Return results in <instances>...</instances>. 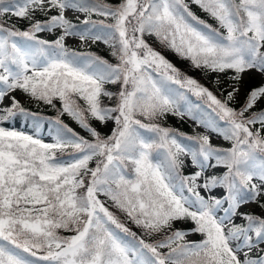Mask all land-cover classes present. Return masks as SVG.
<instances>
[{
  "label": "rangeland",
  "instance_id": "1",
  "mask_svg": "<svg viewBox=\"0 0 264 264\" xmlns=\"http://www.w3.org/2000/svg\"><path fill=\"white\" fill-rule=\"evenodd\" d=\"M231 1L100 0V5L95 6L99 7L91 11H84L69 0L4 3L6 14L13 23L24 27V31L15 29L8 35L0 30V233L12 236L16 243L0 244V264H179L172 250L179 241L187 245L198 242L196 230L204 224L194 229L191 224L196 214L206 210L217 230L211 245L229 259L227 262L261 264L256 256L264 252V230L259 229L264 222V161L252 150L251 141L264 145V119L257 120L260 128L255 131L250 124H255L257 108L244 111L240 107L250 78L258 80L264 96V65L253 61L247 69L243 68L235 60L239 53L235 46L242 37L250 43V51L255 52L254 39L261 36L259 46L264 50V35L254 33L253 39L246 40L252 34L251 26L242 28L239 20L228 22ZM234 1L249 8L257 17L264 16V0ZM37 9L57 11L61 16L55 23L32 27L27 18ZM209 17L213 22H209ZM128 20L130 27L139 31V38L129 31L131 28H125ZM76 21L82 25H76ZM105 25L118 35L120 61L103 62L100 73L95 71L94 59H68L63 56L65 46L58 48L56 42L50 45L51 54H46L50 62H59L50 71L47 81L54 79V98L62 109L61 116L55 119L65 123L64 128L43 117L32 121L7 115L15 102L20 105L33 102L35 82L32 77L47 66L43 63L47 59L42 57L40 38L60 37L72 48L109 50L108 43L99 37L103 30L110 31ZM147 25L155 30L157 42L142 36ZM216 29L228 37L235 34L229 42L231 48L225 53L221 51ZM14 32L17 35H11ZM12 48L16 49L17 57H12ZM177 52L194 60L206 59L201 65L204 76L230 94L234 101L232 107L221 102L202 80L183 74L174 64L175 58L170 60ZM242 52L247 54V48ZM209 56L214 59L211 66L207 65ZM115 80L121 85V111H125L121 127L117 126V119L107 113V105L102 103L101 97L102 89ZM192 92L197 98L192 97ZM71 93L91 111L96 128L101 129L104 136L115 139L113 153L112 149L108 150L104 170L96 178L97 161L72 172L60 165H69L71 162L65 157L70 156V150H77L82 142L96 136L92 128L83 126L80 118L73 114L76 104L66 99ZM161 104L170 111L169 118L179 114L202 140L227 149L223 157L217 158L212 152L203 154L177 141L157 121ZM255 105L260 106L259 99ZM210 109L219 113L218 125L203 116ZM262 116L264 118V114ZM71 128L75 129V136L58 139L59 133ZM153 144L170 161L175 154L178 164L193 175L191 192L180 176L175 182L170 180L160 160L151 156L146 161L145 155L152 153ZM47 152L50 153L46 155ZM132 156L147 176L141 181L136 176L125 175L131 182L129 192L140 194L146 187L144 193L148 196L162 194L163 198L167 195L171 200L149 203L141 197L135 200L139 204L131 203L133 197L129 193L125 195L116 182L114 195L119 201L106 200L105 190L120 178L114 168L119 167L124 173L121 159ZM243 173L256 194L247 199H243L241 193ZM27 176L30 178L25 179ZM5 179L15 180L6 185ZM13 182L21 186L22 191L12 194ZM122 183L121 180L120 185ZM231 189L236 191L229 197ZM52 192L57 201L54 208H50L48 200ZM17 194L21 201L17 197L19 202L15 203ZM82 194L93 200L91 208L87 203L77 205L76 197ZM229 199L231 205H228ZM122 204H126L129 212L144 216L140 218L143 226L133 220L138 216L129 217L121 208ZM10 210H17L13 213L15 219L6 214ZM171 210L181 212V217L173 219ZM248 213L261 221L253 219L243 228ZM141 227L147 228L153 238L145 240L138 231ZM130 230L139 240L148 243V250L143 249ZM56 231L60 236L68 233L69 241L61 240ZM206 244L201 241V246Z\"/></svg>",
  "mask_w": 264,
  "mask_h": 264
},
{
  "label": "trees",
  "instance_id": "2",
  "mask_svg": "<svg viewBox=\"0 0 264 264\" xmlns=\"http://www.w3.org/2000/svg\"><path fill=\"white\" fill-rule=\"evenodd\" d=\"M9 1H13V0H0V30H3V32L7 33L8 35H10L9 34L10 31L15 30V29L24 31V27L13 23L12 19H10V16L6 14L4 10V7H5L4 3L9 2ZM18 1L20 3L26 4V3L31 2L32 0H18ZM69 1L76 3L84 11L95 10V8L99 7V6L98 7H95V6L100 5V0H69ZM183 6H186V4L183 3ZM228 12H229V15H228L229 23L230 22L232 23V21L234 20H239V23L242 28L250 25L251 28L253 29L252 34L249 36V38H246V40L250 41L251 39H253L254 33H262V35H264V16L257 17V14H253L252 11L250 12L249 8H247L243 4L241 5V4L236 3L234 0L231 1L230 4H228ZM262 14H264V12ZM59 16H61V14L59 15L57 11L37 9L36 11H31L29 13L27 20L29 21L28 23H30L32 27L33 26L35 27L38 24L39 25L41 24L49 25L51 23H55L59 20ZM210 21H212V18L209 19V22ZM75 23L76 25H79V26L82 25V22L76 21ZM259 25H262L263 29L259 28ZM124 26L125 28H129V29L131 28L129 20L124 24ZM107 27L108 26H106L105 29H107ZM108 28L110 29V27ZM143 30L144 32L142 33V36L144 38L152 42L158 41L157 34L150 25H147L146 27H144ZM216 30H217L216 35L218 38V42L220 43V47L222 49L221 51L225 53L226 49L228 50L231 48L229 42L231 41L232 38H235V34L232 33V35L230 36L231 38H230L228 37V34H225L218 29ZM129 31L132 34H134L136 38H139L138 37L139 31H136L135 27H132ZM108 32H111V29L110 31L103 30L99 37L104 39L108 43V45L110 46L109 50L107 49L101 50L98 47H93V48H88V49L72 48L66 45L60 39V37H54L52 39L40 38L39 45L41 46L44 52V55L42 57L46 56L47 53L51 54L50 48L52 46L50 45H55V42H56L58 44V48L65 46L66 51H64L63 56L65 55L68 59L78 60L80 57L87 58V59H94L93 61H95L97 64V68L95 71L100 73L102 70L103 62L106 61L108 62V64L109 62L114 64L116 61L117 62L120 61L118 58V55L120 53L121 46L119 43L118 35L116 32H111V33H108ZM11 35H17V33L14 32ZM29 35H32V34L30 33ZM24 37H27V35H25ZM36 38H37V35H36ZM259 40H260V37L257 40L254 39L255 43L253 47L255 48L256 51L252 52L250 51L251 49L250 43L245 42V39L243 40L242 37L239 38V41L241 42H238V44H236L235 46V49L239 51L238 56H236L235 58V60H238L237 64L241 65L243 68L251 64L253 61L261 62L264 65V50L260 49ZM242 42L245 44H243ZM225 44L227 45L228 48L225 46ZM244 48H247V54H244L242 52ZM169 55L170 57L173 56V54H170V53ZM174 58L176 61L174 63L175 66L179 68L183 74L190 76V78L195 77L198 80H202L203 84L210 87L213 94L217 96V98L221 102L225 103L228 107H232V104L234 101L230 97V94H228L221 87L216 86V83L211 82L210 80L208 81L206 77L204 76L201 65L206 63L205 61L206 59H204L203 61L194 60L188 57L187 55H183L179 52H177V54H175L172 59L170 58V60L174 61ZM208 58H207L208 59L207 65L211 66V62L214 63V59L211 56H209ZM50 61L51 60H44L43 63L46 64L47 66L42 68L43 71H41V73H37L32 77L35 82V84L32 87L33 89L32 92L34 94L32 95V98H33L34 103L29 102V103H26L25 105H20L19 102H15L13 108L9 110V112L12 115L19 114L25 118L31 119L32 121L36 120L35 118L40 119L41 117H43V119H48V120L55 121V122L56 120H58V119H55V117L61 116V111H62L61 104L59 103L58 100L54 98V96L56 97V94L53 91L54 79H50V81H47V78H49L50 76V71H52L53 68L59 64V62L57 61L50 62ZM61 63L66 65V63L63 61ZM245 87H246V92L244 95V100L242 101L243 103L240 108L244 111H247L248 109L253 111L254 108H257L254 110V112L259 113V114L256 116L255 124L252 123L250 124V126L253 127L255 131H258V128L260 127L257 126L258 124L257 120L264 119L262 116V114H264V96L262 95L263 89L259 85L258 80L255 78H250L249 81L246 83ZM120 90H121V85L119 82H117V80H115V82H109L107 86L102 89L103 96H101L103 100L102 103L107 105L106 106L107 113L110 114L111 115L110 117H112L113 119H117L118 127L122 126V122H124V115H125V111L124 110L123 112L121 111L122 97L121 98L119 97ZM71 95L72 93L70 94V96L67 95L69 96V98H66V99H70V101L74 100V103L76 104V106L73 107L72 109L73 114H76L78 118H80V121L83 126H89L90 128H92L93 133H95L96 136L94 138L88 139L86 142L85 141L82 142L83 145H81L77 150H74V149L70 150L71 151L70 156L65 157V158H68V160H70L71 163L69 165L61 164V163L60 165L64 167V169L72 172V171H76L80 167L83 168L87 166L88 163H91L92 161H97V166L95 167V171H94V176L96 178L100 176V174H102L104 170V164H105L104 160L110 154L108 150L112 149V153H113V150L115 148V143H114L115 139L108 138V136H104L102 130L96 128L95 123L93 122V119L90 113L91 111L87 109L86 107H84V105L78 99H76L75 95H72V96ZM191 95L192 97L197 98V96L193 94V92ZM257 99H259L260 101L259 107L255 105V102ZM48 102L50 103L55 102V103L51 105ZM169 115H170V111L168 110V108L165 106V104H161L160 113L158 112L157 117H156L157 121L161 125H164V128L167 129L170 132V134H172L175 137L177 141H179L180 143L188 147H192L202 152L203 154L212 152L216 155L217 158L223 157L224 151H227V149H224L223 147L219 145L212 144L210 142H206L202 140L201 137L198 134H196L192 128L189 127L186 121L183 118H181L179 114H174L173 116H171V118L168 117ZM203 116L215 125H218L220 123L219 121L221 120L219 118V113H216L214 110H211V109L207 112H204ZM56 123L62 128L66 126V124L63 123L62 121L56 122ZM71 129L72 130L70 131L63 130L61 133H59L57 136L58 139L65 140L67 137L71 138L72 136H75L76 134L73 131L75 129L73 128ZM116 134L117 132L115 131V135ZM251 146H252L251 147L252 150L255 151V154L259 156V158H261L262 161H264V145L260 144V142L251 141ZM103 147H106L105 151L102 150ZM151 149H152V153H150V155H147V156L145 155L146 161H149L150 160L149 157L151 156L156 160H160L162 164L164 165L165 171L168 173L169 178L170 180H172V182H175L177 177L180 176L182 179H184L185 187L191 189L192 183L190 182V179H191V176L193 175L187 173L186 169L184 167H181L178 164L179 162L176 161L177 159L175 157V154H174V158L172 159V161H170L171 159L163 156L162 154L163 151L161 152L159 148L156 147L154 144L151 146ZM77 157L80 159H78ZM121 160H122L121 167L125 171L123 173L121 172L119 167L114 168L116 174L120 178L115 179L114 186H110L109 190H105V198L107 201H112V202L119 201V199L114 195V191L117 190L116 189L117 185L115 184V182L117 184L119 183L118 186L121 187L122 190L125 191L124 192L125 195L126 193H129L133 197V200L131 201V203L133 201L137 202L135 200L141 197H143V199H145L149 203H151L152 201H156L157 203L159 202L165 203L167 198L168 200H171V197H167V195L165 194H164L166 196L165 198L162 197V194L148 196L147 194L144 193L146 190V187L140 192V194L130 193L129 188L131 187V182L127 178H125V175L127 177L136 176L139 178V180L143 181L145 180L144 177L147 176V173L141 168V166L139 165V162H137L136 157L132 156V157L123 158ZM54 162L58 163L59 161H54ZM55 167H58V166H55ZM7 176L9 175L7 174ZM26 178H30V177L27 176L25 177V179ZM13 180L15 179H5V184L8 185V183ZM36 180L37 179H35V181ZM121 180L123 183L120 185ZM240 181H241V187H242L241 193L243 195V199H247L248 197L256 195L253 188L251 187L250 182L247 179L246 174L243 175V178H240ZM147 182H148V179H147ZM148 183L154 184L150 180ZM158 188L160 192L162 193L160 186ZM22 189L23 188L21 186L13 182L11 186V193L16 194L18 191L19 192L22 191ZM235 191L236 190H232V189L229 190V196H232L235 193ZM51 194L52 195L48 197L49 205H50V208H54L55 204L57 203V201H55L56 195L54 194V192H52ZM17 197H18V194L15 198V203L19 202V200L21 201L19 197H18L19 200H17ZM128 198L129 197L126 196L127 201H128ZM86 199L88 202H85ZM76 203L77 205L87 203V205L90 207L91 204L93 203V200L90 199L88 196H84L82 194L81 196L78 195L76 197ZM262 207L264 209V200L262 201ZM121 208L127 211V214H129V217L138 216V219L134 218L133 220L137 222L139 225L143 226L140 222V218L144 217L143 215H135L134 214L135 212L133 211L129 212L126 204H122ZM110 209H112V207H110ZM185 210L186 209H184V211ZM16 211L17 210H10L6 214L9 215V218L12 217L13 219H15L16 217H14L13 213ZM134 211H136V208ZM186 211H189V210H186ZM181 215H182L181 212H178L177 210H171V217H173V219H176L177 217H181ZM247 219H248V222L253 219L257 221L258 220L261 221L257 216L251 213L247 214ZM110 220L111 222H114L112 218H110ZM149 222L150 221L146 223L149 224ZM198 224H201V225L204 224V226L201 229L196 230L197 235L199 237L198 242L192 245H187L184 241H179V243H177L178 244L177 248H173L172 250V253L174 255L173 258L177 262H179V264H230L229 262H227L229 259L226 257L224 258L220 254V252L219 251L217 252L216 249H214V247H212L211 245L213 238L216 237L217 235V230H216V227L214 228V224L211 223L209 214L208 213H204L201 215L196 214L194 217L192 229H194L196 226H199ZM262 224L264 225V222H262ZM244 226L246 225H243L242 227ZM144 227H148V225ZM144 227L139 228L138 231L144 235V238L147 241H149L150 239L153 238L152 237L153 235L152 234L150 235L147 228H144ZM130 233H132L135 236V239L143 246L144 250H148L147 248L148 243L143 242L141 239L139 240L138 235L131 232V230H130ZM56 234L61 240H65L66 242L69 241V238L67 236L68 233L62 234L60 236V234L56 231ZM0 235H1L0 244H6V245H11V246L16 244L12 241L13 240L12 236H9L7 234L3 235L1 233ZM53 235H54V230H53ZM201 241H205L207 244L205 246H201ZM256 257L257 259H260L261 262L264 261V252H262L260 255H257Z\"/></svg>",
  "mask_w": 264,
  "mask_h": 264
}]
</instances>
